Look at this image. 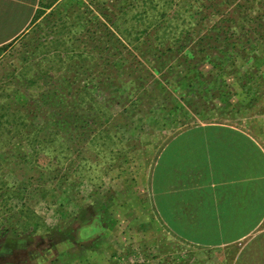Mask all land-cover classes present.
<instances>
[{"label":"rangeland","instance_id":"rangeland-1","mask_svg":"<svg viewBox=\"0 0 264 264\" xmlns=\"http://www.w3.org/2000/svg\"><path fill=\"white\" fill-rule=\"evenodd\" d=\"M11 113L0 264H198L149 175L185 127L264 135V0H40L0 47L1 128Z\"/></svg>","mask_w":264,"mask_h":264},{"label":"crops","instance_id":"crops-1","mask_svg":"<svg viewBox=\"0 0 264 264\" xmlns=\"http://www.w3.org/2000/svg\"><path fill=\"white\" fill-rule=\"evenodd\" d=\"M40 0H0V47L29 28ZM164 228L198 264H264V135L227 122L175 132L149 175Z\"/></svg>","mask_w":264,"mask_h":264},{"label":"trees","instance_id":"trees-1","mask_svg":"<svg viewBox=\"0 0 264 264\" xmlns=\"http://www.w3.org/2000/svg\"><path fill=\"white\" fill-rule=\"evenodd\" d=\"M11 116H12V119H11V121H10V123L11 124H8V120H7V122H6V125H7V127H5V128H1L0 127V133H7L8 135L7 136H9V138H8V141L6 142V144H9V142L13 139V138H15V136H17V132L19 131H16V128H17V126L19 125V123H18V117H16V119H15V121L13 122L12 120H13V116H16L15 115V113H11L10 114ZM1 119H2V115H0V126H2V122H1ZM0 189H1V187H0ZM1 191V190H0ZM36 226H34V228H35Z\"/></svg>","mask_w":264,"mask_h":264},{"label":"clouds","instance_id":"clouds-1","mask_svg":"<svg viewBox=\"0 0 264 264\" xmlns=\"http://www.w3.org/2000/svg\"><path fill=\"white\" fill-rule=\"evenodd\" d=\"M48 151H49L48 148H44V149H42V150H41V155H42V156H47ZM48 158H50V157H48Z\"/></svg>","mask_w":264,"mask_h":264}]
</instances>
